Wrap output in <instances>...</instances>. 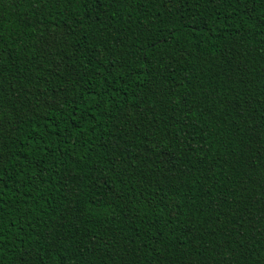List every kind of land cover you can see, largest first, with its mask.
Here are the masks:
<instances>
[{"label":"trees","instance_id":"16d2710c","mask_svg":"<svg viewBox=\"0 0 264 264\" xmlns=\"http://www.w3.org/2000/svg\"><path fill=\"white\" fill-rule=\"evenodd\" d=\"M0 264H264V0H0Z\"/></svg>","mask_w":264,"mask_h":264}]
</instances>
